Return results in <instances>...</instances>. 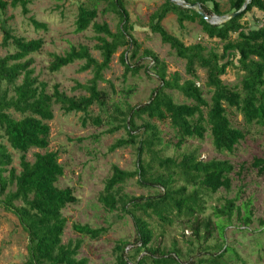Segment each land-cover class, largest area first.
<instances>
[{
	"label": "trees",
	"instance_id": "1",
	"mask_svg": "<svg viewBox=\"0 0 264 264\" xmlns=\"http://www.w3.org/2000/svg\"><path fill=\"white\" fill-rule=\"evenodd\" d=\"M182 1L191 6L164 0L150 15L149 28L160 36L162 43L168 44L179 58L185 60V71L191 78L184 80L179 72H168L166 63L153 50L145 48L140 52L141 45L132 34L133 27L124 0H92L90 4L81 2L77 6L74 31L79 33L92 27L96 40L94 48L101 52V80L103 70L108 68L112 55L119 47H124L120 61L125 73H138L142 68L137 64L139 59L149 56L151 66H144V71L159 80L147 101L134 105L127 101L115 103L112 112L108 113L114 123L106 131L112 133L123 128L126 133L109 146V151L131 146L136 154L133 170H125L115 164L111 166V173L99 194L100 202L107 209L119 208L128 214L136 231L133 242L122 240L116 243L115 264H226V254L236 255V252L226 244L224 229L234 215L245 226L251 221L250 201L238 205L236 197L225 199L213 207L215 221L209 216L199 219L206 209L205 196L221 188L229 190L232 183L230 174H240L244 164L235 170V165L229 160H202L195 150L184 152L179 157L163 156L160 130L153 119L169 121L175 130L177 146L187 138L201 139L209 132L214 149L222 153L234 151L246 135L244 130L232 124L227 108L238 110L245 123L264 124V17L254 27L240 21L253 8L264 12V0H249L239 14L218 23L204 17L211 14L221 16L218 0ZM228 1L234 12L241 9L244 2ZM31 2L0 0V9L20 5L26 14ZM99 2L109 4L117 13L119 22L115 31L108 23L95 21ZM168 12L175 14L180 27L186 20L197 22L208 37L224 41L221 53L206 51L199 42L186 45L166 30L162 20ZM30 20L36 28H47L45 23L33 17ZM232 34L236 36L232 38ZM9 43L14 46V51L0 56V207L16 216L26 234V264H86L87 258L77 257L80 240L62 243L66 224L62 209L76 202L77 197L72 188L56 185L63 174V166L58 161L57 152L47 150L50 126L46 121L53 118L52 104L56 103L65 113H83V124L88 120L96 125L102 124L100 116L89 114L92 105L102 107L107 101V93L102 89L100 104V60L92 56L88 45L82 43L71 44L62 54H53L49 64L51 72L82 60L78 70H90L92 76L85 83L76 81L73 86L74 89L84 90V94L69 96L59 89L58 84H54L53 91L48 93L46 84L34 75L33 58L29 56L42 48L43 39H25L4 30L0 45ZM127 51H130V59L134 61L127 60ZM232 64H237L242 71L239 85H228L221 79ZM196 65L205 70L204 84L210 92L208 100L196 83ZM11 86L13 94L10 95ZM166 90H176L190 102H176ZM10 109L21 117H12ZM7 145L21 152L19 171L14 167L7 168L12 163ZM30 148L45 151L35 152L34 160L29 161L25 154ZM249 165L258 175L264 176V153L254 157ZM134 177L142 187H158L159 191L150 195L125 193L123 184ZM12 184L13 190L8 189ZM180 217L187 219L198 242L196 246L189 242L191 249L195 247L198 252L192 259L183 260L176 244L168 250L153 246L156 236L152 219L157 221L162 235L166 225H172ZM261 222L264 226V220ZM72 228L90 237H98L104 230L77 223L72 224ZM215 228L224 242L214 252L204 255L205 251L199 248V244L212 237ZM128 245L130 247L126 250Z\"/></svg>",
	"mask_w": 264,
	"mask_h": 264
},
{
	"label": "rangeland",
	"instance_id": "2",
	"mask_svg": "<svg viewBox=\"0 0 264 264\" xmlns=\"http://www.w3.org/2000/svg\"><path fill=\"white\" fill-rule=\"evenodd\" d=\"M92 0H32L28 4L29 12L24 14L21 6L12 7L8 5L6 9H0V42L4 37V30H10L16 36L25 39L42 38L43 46L35 53L30 54L33 58L32 67L34 75L39 81L46 84V92L53 91V85L58 84L59 89L69 96L84 94L82 89H74L75 82L85 83L92 76L90 70L79 71L82 60H77L69 65L60 68L58 71L51 72L49 64L53 54H62L71 44H86L90 48L93 57L100 60V52L94 48L96 40L94 31L89 26L83 32L76 33L75 18L77 6L83 2L90 4ZM164 0H124L125 7L129 13L132 24V34L140 43V52L143 49L153 50L157 56L166 63L168 72L177 71L182 80L191 78L185 71V60L179 58L168 44L162 43L160 36L149 28L150 15L159 8ZM181 1V0H178ZM221 16L211 14L216 18L215 22H221L223 16L234 12L230 8L228 0H218ZM211 7V3H208ZM97 22L108 23L110 29L115 31L119 17L113 8L105 3L99 2L97 5ZM31 17L37 21L45 23L47 28H36ZM264 17V12L253 8L240 19L248 27H254L260 19ZM211 20V21H212ZM162 25L170 33L179 37L184 43L191 44L199 42L205 50H214L221 53L224 41L218 38L208 37L197 22L185 21L180 27L176 16L168 12L162 20ZM236 34H232L234 38ZM124 47H119L112 55L108 68L103 70L102 89L107 93V101L104 106L92 105L90 113L102 118V124L96 125L88 120L85 124L81 122L83 113L68 112L60 109L59 104H52L53 118L46 121L50 126L49 144L47 150L56 151L58 161L63 166V174L58 178V187L72 188L77 201L67 204L62 209V215L66 219L65 228L61 236L62 243L80 240L81 245L77 257L87 258L86 264H115L116 250L115 245L118 241L133 242L136 231L131 217L121 209H107L99 200L106 178L111 173L113 164L125 170L135 168V148L131 146L116 148L109 151V146L119 137L126 135L123 128L109 133L106 129L113 125L109 112H112L115 103L122 104L127 101L134 105L147 101L153 89L159 83L156 76L144 71V66H151V59L145 56L139 59L142 65L136 74L124 72V65L120 61V53ZM14 46L9 43L6 46L0 45V56L13 52ZM129 61L130 51L126 52ZM198 78L196 83L201 87L204 97L208 100L210 92L205 86V70L198 65L195 66ZM242 71L237 64L229 65L226 73L221 79L228 85H239ZM20 79L17 81L19 83ZM100 88V81L98 82ZM166 92L176 102H190L183 94L176 90H166ZM13 94L12 86L9 91ZM9 113L14 118L21 115L13 109ZM227 114L232 124L245 131L246 135L234 148V151L218 152L214 149L209 132L203 138H187L182 145L177 146L175 130L168 120L160 121L153 119L158 125L163 149V156L179 157L184 152L195 150L198 157L202 160L212 158L227 159L235 165L238 170L240 164L244 168L240 174L231 173V187L229 190L219 189L215 193H208L206 198V209L199 219L203 216L216 219L212 215L213 207L221 204L225 199L237 198L235 203L241 204L250 201L252 217L250 223L245 226L240 218L235 215L231 222L224 229V239L236 252L226 254V264H264V176L258 175L250 167L249 163L254 157L264 153V124L245 123L242 115L235 108H227ZM8 150L12 154V163L7 168L14 167L20 170L19 160L21 152L11 148ZM45 149L30 148L26 152V159L34 160L35 152H44ZM14 185L8 189L13 190ZM125 193L131 195H150L159 191L158 187H142L136 182V177L128 179L123 188ZM155 224V240L153 246H159L163 250H168L176 244L181 250L182 259H192L198 254L197 249H191L189 244L198 245L189 222L185 217L176 219L172 225L165 227V232L161 235V228L157 221L152 219ZM87 224L92 228L102 227L104 230L98 237H90L80 234L72 228V224ZM218 229H213V236L206 242H201L199 248L205 251L204 255L218 249L224 242ZM27 237L18 223L14 214L0 207V264H26L27 259ZM130 247L129 245L126 247Z\"/></svg>",
	"mask_w": 264,
	"mask_h": 264
},
{
	"label": "water",
	"instance_id": "3",
	"mask_svg": "<svg viewBox=\"0 0 264 264\" xmlns=\"http://www.w3.org/2000/svg\"><path fill=\"white\" fill-rule=\"evenodd\" d=\"M174 1L179 2V3H183L185 6H191V4L185 3V2L182 1V0H181V1L174 0ZM248 1H249V0H244L241 9H239V10H237V11H235V12H232V13H230V14H226L225 16H223V17H224L223 20H225V19H229V18H232V17H234L235 15L239 14L242 10L245 9V6H246V4H247ZM198 12H200V13L202 12L200 8H198ZM204 17H205L206 19H210V20L216 18V17H214V16H207V15H204ZM223 20H221V21H223ZM212 22H215V21L212 20ZM215 23H216V22H215Z\"/></svg>",
	"mask_w": 264,
	"mask_h": 264
}]
</instances>
